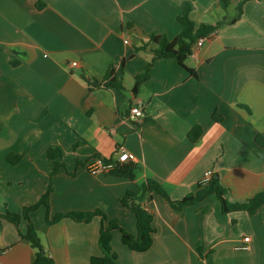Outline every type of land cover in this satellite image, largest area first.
<instances>
[{"label":"crops","instance_id":"0c3cea01","mask_svg":"<svg viewBox=\"0 0 264 264\" xmlns=\"http://www.w3.org/2000/svg\"><path fill=\"white\" fill-rule=\"evenodd\" d=\"M185 3L197 27L224 23L184 67L159 60L136 86L154 58L136 49L152 35L173 41ZM122 65L123 89L105 87ZM137 101L142 125L129 119ZM195 127L203 133L193 143ZM52 147L65 165L54 176ZM121 148L136 157L133 181L86 169ZM10 156L21 159L11 164ZM209 171L232 203L264 190V0H231L227 10L220 0H0V214L37 205L51 183L48 209L30 219L56 264L102 256L99 232L108 222L48 218L101 211L136 235L135 216L121 202L128 191L153 179L180 201ZM144 204L153 245L132 252L115 231L118 264H264V206L224 215L216 196L179 213L159 196ZM26 232L25 221L17 227L0 217V264H32Z\"/></svg>","mask_w":264,"mask_h":264},{"label":"trees","instance_id":"16d2710c","mask_svg":"<svg viewBox=\"0 0 264 264\" xmlns=\"http://www.w3.org/2000/svg\"><path fill=\"white\" fill-rule=\"evenodd\" d=\"M231 0H220V5L224 10L230 6ZM41 6V5H39ZM192 6L188 3L182 5V15L178 18L181 31L178 36L169 41L165 36H149V41L143 43L136 51L150 50L153 55V61L147 65L145 71L135 77L136 86L149 79V69L153 64L162 59H174L184 67L185 62L190 57L192 47L196 41L203 37H208L213 34L224 21L215 25L201 24L198 27L190 18ZM242 4L239 5L238 11L241 13ZM196 76L193 71H189ZM123 74V65L118 71L112 69L106 79L105 87L114 90H122L121 76ZM215 119V118H214ZM203 129L195 127L188 135L191 142L195 143L202 136ZM48 158L54 162V169L51 176L57 174L60 168L65 165L61 162L62 150L59 147H52L48 150ZM21 157L10 156L8 161L11 164H16ZM138 166L135 163H125L117 166L110 175L114 177L125 178L133 181L136 176ZM52 193V184L50 183L48 191L39 200L37 205L26 207L20 213L0 214V217L8 222L19 226L22 221L27 224V232L21 238L26 240L34 251V261L32 264H56L51 254L44 248L39 233L31 222L30 215L39 207L44 206L48 209L49 199ZM228 189L220 182L218 176L212 175L211 180L207 184L200 183L198 191L195 194L188 195L180 201H172L163 186L156 180L148 179L137 191H128L122 198V205L135 216L137 223V234H131L118 225L116 220H108L107 216L101 211L94 212H71L67 214H58L52 219L48 218L49 224H55L63 219L70 218L78 223H90L95 217H100L102 222H108V226H102L99 232V247L102 251V256L92 257L90 264H118L117 256L112 253L111 243L113 233L118 231L121 235L122 243L132 252L145 253L153 245V236L155 228L153 226V216L146 208L144 201L146 198L152 199L154 196H159L168 202L172 210L176 213L183 211L186 207L201 203L210 196H216L221 204V210L224 215L236 212H245L255 215L264 206V190L257 193L254 197L242 202L232 203L226 199Z\"/></svg>","mask_w":264,"mask_h":264},{"label":"built area","instance_id":"2783aa9c","mask_svg":"<svg viewBox=\"0 0 264 264\" xmlns=\"http://www.w3.org/2000/svg\"><path fill=\"white\" fill-rule=\"evenodd\" d=\"M212 35V34H211ZM203 37L196 41V43L192 47V51L190 54V57H193L195 54V51L197 49H200L205 41H207L210 37ZM125 44H128V41H125ZM76 63H72V66H76ZM129 119L133 121V123L137 125H142L144 123L145 119V112L143 108V103L141 101H137L136 104L131 107L130 109V117ZM136 163V157L125 150L124 148L119 149L113 158L111 159H105L103 157H94L90 162H88L86 169L88 172L93 176H102V175H110L111 172L119 165H123L125 163ZM213 173L211 171L207 172L205 174V177L202 184H207L211 178ZM249 238H245L244 242L248 243Z\"/></svg>","mask_w":264,"mask_h":264}]
</instances>
